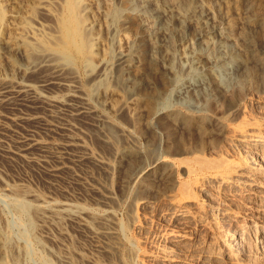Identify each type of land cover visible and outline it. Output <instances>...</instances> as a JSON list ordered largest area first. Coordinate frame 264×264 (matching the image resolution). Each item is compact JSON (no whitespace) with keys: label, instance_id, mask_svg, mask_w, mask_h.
<instances>
[{"label":"rangeland","instance_id":"obj_1","mask_svg":"<svg viewBox=\"0 0 264 264\" xmlns=\"http://www.w3.org/2000/svg\"><path fill=\"white\" fill-rule=\"evenodd\" d=\"M248 1L253 3L252 15L248 13ZM165 2L177 14L216 13L215 19L211 16L213 23H206L209 28L221 24L240 49V62L237 66L217 64L206 41L196 45L195 50L204 53L210 63L201 68L205 84L189 91L183 88L193 78L188 71L191 66L172 50L169 62L174 75H161L155 60L147 63L148 73L152 71L147 76L156 82V90H146L138 105L129 107L124 103L125 92L132 89L124 88L123 92L117 86L114 62L130 38L122 32L121 24L127 3L131 11L141 17L144 13L147 20L151 6L146 0H0V89L5 88L0 92L8 90L0 98V261L170 264L161 257L150 263L146 255L159 256L154 249L159 243H166L181 255L215 240L213 227L203 223L204 218L198 221L199 215L178 219L162 214L171 207L164 192L174 190L172 181L189 184L192 194L199 191L185 169L187 164L206 167L226 158L239 159L237 149L227 143L235 127L253 121L262 124L258 126L264 131V22L260 26L252 20L245 24L247 13L252 19L264 17V0ZM66 17L75 22L73 30L77 32L76 44L71 46L65 45L61 33V21ZM89 34L100 41L99 52L91 57L81 50L90 40ZM3 40H21L22 52L14 59L23 66L27 82L23 85H31L28 88L6 84L10 64L3 55ZM212 40L220 42L219 35L213 34ZM183 49L189 53L187 44ZM248 71L253 74L252 82L240 88L239 82ZM48 78L59 80V84L43 88ZM5 85L10 87L6 89ZM158 92L165 93V102L156 101ZM6 98L10 100L6 102ZM171 111L175 113L172 117ZM99 116L106 119L104 125L96 124ZM124 147L127 152L118 154ZM159 156L183 160L174 177H164V182L151 181L166 167L155 166ZM200 172L206 176L212 173L206 169ZM174 191L172 199H180L181 191ZM199 192L200 201L218 207L214 194L208 197ZM145 195L151 200L148 206L139 204ZM193 201L188 206L195 212L198 207ZM257 203L250 198L245 204L232 206L233 217L219 210L216 213L226 227L235 229L261 220L257 209L252 208ZM171 230L186 236L180 243L165 238ZM239 257L234 263L215 259L213 264H264L260 255V260L252 259L255 256L251 251L241 260Z\"/></svg>","mask_w":264,"mask_h":264},{"label":"bare ground","instance_id":"obj_2","mask_svg":"<svg viewBox=\"0 0 264 264\" xmlns=\"http://www.w3.org/2000/svg\"><path fill=\"white\" fill-rule=\"evenodd\" d=\"M146 2H148L151 6V12L147 16V20L143 18L144 13H143V16L141 17V14L131 11L130 5L128 3L126 5V11L124 13L125 15L122 13L124 15V17L122 16L123 19H121L122 20L121 24L124 27V30H122V32L124 31V33L128 34L130 38L127 40L125 47L119 51L118 55H116L117 56L116 61L114 62L115 63L114 67H116V72H114L113 74L115 73L117 74V82H118L117 86H121L123 92H125L127 88L132 89V91L129 93L125 92L126 94L125 101H124L125 106L130 107L135 104L138 105L137 102L139 98L143 95V93L146 90H154V89L156 90V87H157L156 82L154 83L149 78L151 76L149 77L147 76V74L152 72L150 71L148 73V68H146L147 63H151L153 60H155L158 65V68L156 70H158L160 74L162 73L161 75L168 74L171 76V74L174 73L173 71L174 68H172L169 62L170 58H172V53H173L172 50L178 53V57H180V59H186V61L191 66L188 71L193 76V78L192 80H189V81L186 79L187 81L184 84V88H183L184 90L190 91L191 89H195L198 87L200 88L201 86H203V84H205L204 81L206 80L202 78L204 76L202 74L201 68H203L205 64L210 63L209 61L210 59L208 60L206 58V55H204V53L202 54L195 50L196 45L201 44L202 42L204 43V41H206L205 43L207 44L208 48L212 51L213 59H214L213 61H215L217 64H220V65L223 64V66L224 65L237 66L239 64L240 53H241L240 49L235 45V43L233 42L231 37L228 35V33L221 27V24L214 23L215 26H213V28H211L212 26H210L209 28L208 24L206 23V20L208 21L211 20L213 23V19L211 18V16H213L214 14L216 15V13L212 12L213 15H211L210 12H208V14L206 13L200 16L198 14L197 15L191 14L192 12L191 13H181L180 12L179 14H177L170 7L167 6L165 0H146ZM246 6L248 10L250 9L248 13H251L252 15V12L250 11H251V8L253 7V3L248 1ZM84 7L87 8V6H84ZM124 8L125 7H123V9ZM245 11L243 14H245ZM248 13L247 15L249 16L246 15L247 20L245 22L248 21V23H245L246 25L249 24L251 20L254 21L256 24H259V26L260 24L261 25L263 24L264 22L263 16L258 15L252 19V18H249L250 14ZM243 17H245V15ZM222 19L224 18H221V20ZM243 22H244V19H243ZM74 25H75V22L72 19L67 18V17L66 19L64 20L62 19L61 21V31H62L61 33H63L65 45L71 46V45L76 44V39H77L76 33L77 32L75 33L73 30ZM249 26L250 25L246 27H249ZM248 29H250V27ZM213 34L219 35L220 42H218L219 40L218 41L215 40L216 42L212 40ZM91 38H93L92 35H91ZM91 38L89 37L90 40L85 41V43L82 44V47H81V50L84 51L87 57L94 56L96 53L99 52L97 48L99 38H96V37H94L93 39ZM205 38L207 39L204 40ZM5 41H4V47H3V55L5 56L6 60L9 62L8 64H10V69H9L10 71L8 73V76L6 77V75H4V77L8 79L5 82H7L6 84H9V85H13V83H15L17 85H22L28 88V86H31V85H23V82L27 83L24 81V78H23L25 75L23 73L24 71L23 66H21L14 59L15 58L14 56L16 54L18 53L21 54L23 44L20 43L21 40L12 41V42L7 41V40ZM185 44L189 46V53H187L183 49ZM254 46L255 45H253V47ZM149 66L151 65L149 64ZM152 70L156 71L154 70V68ZM214 72L215 70L212 69V73ZM249 72L250 71L246 72V75L243 77V79L241 78L239 82L240 88H243L244 85H247V82H250L252 80L253 74L252 72L251 73ZM194 78L196 80H198L199 78L201 79H199L198 82L196 83L195 81H193L195 80ZM58 81L56 82V80L48 78L46 81H44V84H42L44 86L43 88L48 87L52 84H56V83L59 84ZM5 86H6V89L10 87L8 85H5ZM68 86L71 87L70 84H68ZM65 87H67L66 84H65ZM32 88H29V89H32ZM124 88L126 89L125 91H124ZM1 89H5L4 86ZM25 89H24V92H25ZM12 91H15V90H12ZM28 91L30 92V90ZM182 91L183 90L181 89L180 92ZM35 92L33 91V93ZM5 93L8 94V90H6V92H0V98L2 97V95H5ZM22 94L20 95L22 96ZM154 97L157 99L156 101L159 103L161 101L165 102V99H166V95L163 92L156 93ZM8 100H10V98H8ZM8 100L6 102H8ZM105 101L106 100H103L104 103ZM170 115L172 117L175 115V113L172 112V114L170 113ZM105 122H106V119L101 116L96 118V124L98 126L104 125ZM248 123H249L248 125L245 124L246 126H241L237 129L235 127V130L232 131L233 133H231L230 138L228 136L229 142L227 143L230 145V148L237 149V151L239 152V157H240L239 159L233 158V159L228 160L226 158L222 160V162L220 163L218 162V164L205 165L206 167H203L202 164L200 165L199 163L198 165L195 164L196 166L192 164L185 165L186 166L185 169H187L191 178L195 179L193 183L195 188L199 190L200 192L202 191L203 193H205V195L208 197L214 194L217 198L218 207L210 203L204 204V201L202 200L200 201L198 195L196 194V192H199V191H196L195 189L196 192H194L195 194L193 193L195 196H193L192 190L190 191L189 189L190 187L187 188L189 184L187 186L186 185L184 186L182 182H179L178 184L177 181H172L173 183L171 186V189H174L176 191L179 189L181 191L180 195L182 196L180 197V199L178 198L177 200L172 199L173 198L172 192L174 193L175 192L174 190L170 191L171 195L169 192H164L165 197H167V200L170 201L171 207L169 209L167 208L164 211H162L163 212V213L161 212L162 214L170 215L171 217L178 218V219L185 218L192 214L196 216L199 215L200 217H198V221L203 222L202 218H204L206 221L204 220L203 223L207 222L213 227L214 232L216 234L215 240L212 242L211 245L209 244L208 246H205L203 248L201 247L199 248V250H197L198 249L197 248L194 251L193 250L191 251L188 249V252L185 251L181 255L176 254V252L173 249H171L172 247L168 248L166 246V243L164 245L158 242L159 244H156L154 246V249L156 251L155 250L153 251L157 252L159 256H155L154 254L149 253L148 255H146L147 256L146 261L151 263V262L156 261L158 257H161L162 259L167 260V262H169L170 264H213V260L215 259L233 262L237 256L239 257L240 255L241 256L246 255L250 253V251L255 256V257H252V259L255 258L254 260L256 261L260 260L259 259L260 257L258 258L259 255L264 259V169H262L261 166L259 165V162H257L258 159L261 160L260 162H264V131L262 127H260L262 124H260L259 122L258 123L260 124V126H258L259 124L258 125L256 124L257 122L252 121L251 123L250 122ZM109 132L111 133V135L113 134L110 131V129H109ZM24 145H28L29 147L32 146L30 143H24ZM127 150L128 149L126 148L118 149V154H124L127 152ZM187 151H190V150H187ZM193 157H195V155ZM154 161H155L154 162L155 166L165 165L166 167L165 169L161 171L160 170L157 171L155 174L153 173L154 175L151 177V181L153 180L156 181L159 179L163 181L164 177L165 178L170 177L172 179L174 177V173L176 172V170H178V168H181V164L183 162V160H177L175 158H172V157L169 158L167 156L166 157L159 156ZM205 169L212 173H210L209 176H206L204 175V172L203 173L200 172L201 170H205ZM145 179H148V178L145 177ZM169 182L171 184L170 180ZM167 184H168V181H167ZM246 191H249V194H248L249 196L246 194ZM162 195H163V198H165L164 194ZM205 195L204 197H206ZM175 196H178V194ZM250 198L252 200L258 201V203L256 205H253L252 208L257 209V211L260 214L261 220L260 221L254 220V223L250 222V224H248L247 226H243L242 224L241 226H239V228H235V229L226 227L221 220L222 217L220 219L217 216L216 212L219 210V211H222L221 213H224L227 216L233 217L235 216V214L230 211L231 207L238 203L245 204V202L250 201ZM205 199L208 201L207 198ZM209 199L211 200V198ZM192 200H195L192 202V204H196L198 207V210L196 209L197 212L192 211L190 208L191 206H188V204L191 203L190 201ZM139 204L144 205V206L146 205L148 206L149 204H151V200L149 196L148 195L143 196ZM219 208H221V210ZM224 219L225 218H223V221ZM168 234L167 236L166 235L164 236L161 233V237L162 236H164L165 238L169 237L171 238V240L177 243H180V241H182L186 236L183 233L182 234L175 233V232L170 233V231ZM241 256L239 257V259L242 258ZM249 256L250 255H248V257ZM237 258L235 260H238ZM234 262H237V261H234ZM0 263L6 264L7 262L5 259H2Z\"/></svg>","mask_w":264,"mask_h":264}]
</instances>
